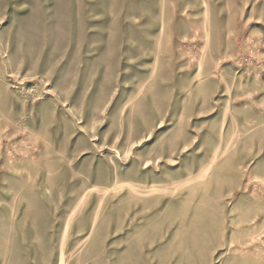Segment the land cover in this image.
Wrapping results in <instances>:
<instances>
[{
	"label": "rangeland",
	"instance_id": "1",
	"mask_svg": "<svg viewBox=\"0 0 264 264\" xmlns=\"http://www.w3.org/2000/svg\"><path fill=\"white\" fill-rule=\"evenodd\" d=\"M0 264H264V0H0Z\"/></svg>",
	"mask_w": 264,
	"mask_h": 264
},
{
	"label": "bare ground",
	"instance_id": "2",
	"mask_svg": "<svg viewBox=\"0 0 264 264\" xmlns=\"http://www.w3.org/2000/svg\"><path fill=\"white\" fill-rule=\"evenodd\" d=\"M62 263V262H61Z\"/></svg>",
	"mask_w": 264,
	"mask_h": 264
}]
</instances>
